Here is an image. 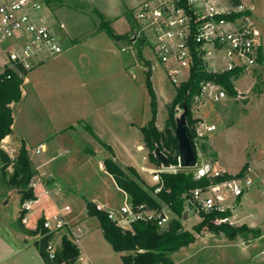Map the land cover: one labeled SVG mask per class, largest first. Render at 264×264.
Returning <instances> with one entry per match:
<instances>
[{
	"label": "rangeland",
	"instance_id": "1",
	"mask_svg": "<svg viewBox=\"0 0 264 264\" xmlns=\"http://www.w3.org/2000/svg\"><path fill=\"white\" fill-rule=\"evenodd\" d=\"M140 1L142 0H42L44 11L53 9L58 20L65 23V31L58 32L64 51L59 54L63 58L51 57L39 70L31 72L35 80L42 77L43 81L37 84L33 78H28L24 85L25 100L14 104L16 122L13 128L19 138L17 144L21 145V135L25 137L30 156L34 158L48 156L52 158L53 163H62L66 158L74 156V150L69 144L64 148L51 147L41 154L34 152V144L44 133H49L50 136L69 124L73 126L69 130L74 131V135L77 134L75 140L81 141V134L78 132H89V127L86 125L88 121L82 119L86 117L91 119L93 116L94 107L91 100L83 101L84 96L88 97L84 92L89 90V92L94 91L98 97L101 95L99 98L107 99V107L104 109H107L110 126L114 127L116 132L108 130L104 139L113 143L132 142L131 152L137 164L139 166L149 164L146 150H140L136 142L134 144L136 138L131 137L132 133L128 130L126 121L130 113L137 120L135 114L140 116L142 112L144 119L151 117V97L147 85L148 75L151 74L152 86L158 99L157 122L160 128H164L167 105L173 99L176 87L145 41L135 44L130 40L133 34V16L130 8ZM245 1L255 6L253 16L260 32L261 51L258 65L252 71L241 73L234 86L236 84L243 91L250 89L248 92L237 93L236 96L227 92L229 97L219 101L208 100L202 104L200 111L203 117L209 123L216 124L217 129L210 137L198 139L196 146L198 164L207 162L215 166L218 160L219 167L223 166L231 174L246 171L253 164L256 174L251 171L253 169L249 168V171L255 181L250 191L244 195L243 203L237 206L234 214L236 222L233 225L247 224L258 230V233L256 236L250 233L229 239L223 233L204 229L194 242L172 254L174 264L264 263V257L260 254L264 247V192H262L264 189V0ZM101 15H104V19L109 20L111 27L123 36L115 38L107 33V38H104L105 32L99 34ZM75 38L78 39L76 45L72 40ZM103 38L107 39V50L104 49ZM67 56L68 61H65ZM68 75H72L73 82L77 81L81 93L78 92L79 89L75 91L64 84ZM89 86L94 87L95 90H91ZM36 87L41 90L38 94ZM116 134L122 137H114ZM87 135L88 140L82 138V141L90 148L92 154H78V157H75L79 160L76 159L73 163L74 182L68 184L59 181L55 187H49L50 190L58 188L62 190L64 196L62 202L50 194L41 196L42 201L50 196L52 203L55 201L57 204V211L62 204L69 203L71 209L64 212L69 221L81 211L87 213L84 207L86 200L106 202L118 207L125 198V194L117 189L114 179L106 170L104 155L100 150L99 153L93 151L95 147L103 148L107 156L113 157L110 155L111 150L108 147H101L97 139ZM43 140L49 142V139ZM202 144H205V149L202 148ZM18 148L15 147L12 151L15 156ZM115 161L127 167L119 158ZM245 164L247 166H244ZM159 166L161 165H157ZM179 167L183 166L180 164ZM3 177L5 174L0 171V189L4 186ZM65 188L69 191L67 194ZM7 190L9 193L6 199L0 203L3 216L14 220L17 226H20L21 195L15 190ZM7 199L9 201L4 203ZM34 205L36 206L37 203ZM182 221L184 227L192 231L199 218L193 209H189L188 218ZM84 225L87 229L95 231L94 234L97 233L102 237L96 216L86 217ZM96 242L94 237L82 244L84 250L93 258L92 264H124L122 253L116 251L108 240L105 253L103 249L97 248Z\"/></svg>",
	"mask_w": 264,
	"mask_h": 264
},
{
	"label": "built area",
	"instance_id": "2",
	"mask_svg": "<svg viewBox=\"0 0 264 264\" xmlns=\"http://www.w3.org/2000/svg\"><path fill=\"white\" fill-rule=\"evenodd\" d=\"M254 10V4L245 0H142L132 10L133 34L130 40L135 44L145 41L175 87L189 79L198 61H202L206 70L213 73L252 71L258 65L261 51ZM58 25L61 29L65 28L62 21ZM0 46L4 54V57H0V76L7 78L11 77L12 70L29 72L43 60L57 56L64 50L58 33L44 11L42 0H0ZM226 96L227 90L219 82L211 79L201 82L200 92L192 98L197 140L217 128L216 124L209 123L199 114L200 106L208 100L219 101ZM1 147L12 157L15 156L12 154L14 149L4 141ZM44 151L45 143L34 148L37 154ZM193 168L195 178L207 176L210 181L189 192L188 215L189 209H193L199 221L204 218V214H215L212 219L214 223L233 225L239 200L250 191L255 181L250 167L243 173H230L228 177L227 171L214 168L207 162L198 164L197 161ZM176 170L174 165L167 167L162 163L148 170L154 181L151 184L155 186L154 193L164 188L161 173ZM44 173L41 170L36 173L30 185L34 187L36 178ZM124 193V202L118 207L95 202L96 208L104 211L124 231L134 233L136 222L156 223L165 228L175 218L168 205L157 208L145 202L134 203ZM36 199L22 202L24 223L28 222L29 212ZM57 200L62 202V198ZM70 209L71 205L65 203L53 215L43 218L45 234H52L46 244V252L51 260L56 259L64 235L78 243L84 233L82 224L66 218L64 212ZM57 235L60 241H57ZM260 254L264 257V247Z\"/></svg>",
	"mask_w": 264,
	"mask_h": 264
},
{
	"label": "trees",
	"instance_id": "3",
	"mask_svg": "<svg viewBox=\"0 0 264 264\" xmlns=\"http://www.w3.org/2000/svg\"><path fill=\"white\" fill-rule=\"evenodd\" d=\"M101 16L102 21L99 24V28H104L112 37L119 38L123 36L115 33L109 21L105 20L103 15ZM27 73L28 71L20 69L12 70L10 78L0 76V162L3 163L2 169L7 183L18 190L21 194L22 202L26 199L37 198L34 187L30 185L31 180L37 173L30 156V149L22 140L16 156L12 157L1 147V143L13 132L15 118L12 103L20 101L23 97V84ZM240 75L241 71L239 70L221 73L209 72L202 61L196 62L189 79L176 87V93L167 105V118L164 128H160L157 124L158 99L152 86L151 74L148 75L147 85L151 97L152 115L149 121L141 127L144 145L148 150V157L153 163L161 165V161L155 155V149L159 148L167 155L169 162L177 170L162 172L164 188L159 193H154L155 186L146 183L133 166L123 167L112 156L106 157L104 163L106 170L113 176L118 187L126 192L134 203L145 202L149 206L157 208L168 205L174 212L175 218L165 228L159 227L156 223L136 222L134 223L135 232L132 233L129 230L124 231L104 211L98 210L94 201L86 202L88 215L98 218L105 238L116 251L122 252L124 264H173L172 254L194 242L204 229L223 233L229 239H235L237 236L250 233L254 236L257 235L258 230L249 227L247 224L235 226L228 223H214L212 219L215 214H204V218L194 225L192 231L186 229L182 221L184 211L187 208L189 192L197 186L207 184L210 178L207 176L195 178L192 168L179 167V146L176 135L178 119L184 111V104L186 103L188 106L186 120L191 128L193 142L197 150L194 128L196 118L192 111V98L200 92L201 82L209 79L215 80L224 86L230 95L236 96L238 92L235 89L234 80ZM89 129L92 131L90 127ZM107 147L111 150L109 145ZM202 148H206L205 144H202ZM9 166L12 167L10 172L7 171ZM244 166H247V164ZM243 172L240 171V173ZM230 175V173H227L226 177ZM43 218L39 222L42 229ZM51 238V233H44L38 241L40 252L47 263H75L80 255V249L78 244L66 235L61 239L56 259L51 260L48 258L46 244Z\"/></svg>",
	"mask_w": 264,
	"mask_h": 264
},
{
	"label": "crops",
	"instance_id": "4",
	"mask_svg": "<svg viewBox=\"0 0 264 264\" xmlns=\"http://www.w3.org/2000/svg\"><path fill=\"white\" fill-rule=\"evenodd\" d=\"M139 3H137L136 5H133L130 8V13H132V10L134 9V7L137 6ZM46 13L49 16V20L52 23L53 28L55 29V32L61 33V31H65V28L64 29L59 28L58 23L61 21L58 20L56 13L53 9H48V11H46ZM113 29H114L115 33L122 35V33L116 31L115 28H113ZM98 32H99V34H103V32H105L106 36L104 35V38L105 37L107 38V31L104 28H99ZM72 40L74 42V45L78 44L77 43L78 39L75 38ZM106 40L104 42V49L105 50H107V41ZM261 43L262 42L260 40V44ZM105 52L107 53V51H105ZM0 57H4L3 51L1 50V46H0ZM54 57H55V59L56 58L57 59L63 58L61 55H57ZM49 58H51V57H49ZM49 58L43 60L41 63H39L37 66H35L32 70H30L27 73V75L25 76L24 84H23V97L21 98V100H25V94H24L25 83L28 81V78L29 79L33 78V75H31V72L33 70H36V69L39 70V68ZM67 58H68V56L65 57V61H68ZM33 80L37 84H40L43 81L42 77L37 78V80H35L33 78ZM235 81H236V79L234 80V82ZM72 82H73L72 75L71 76L68 75L64 84L66 86H70L72 89H75V91H78V89H79L78 92H80V87H79V84L77 83V81H74L73 83ZM86 82H88V81H86ZM61 84H62V82H61ZM94 84H95V82L93 81V85ZM89 87H91V90H95L94 87H92V86H89ZM235 87H236V90L238 93L248 92L250 89V88H248V89H246V91L240 90L236 86V84H235ZM39 91H41L40 88L36 87V92H37L36 94H38ZM84 94L87 95L88 97L84 96L83 101L89 102L91 100L90 102H92L94 108L92 111L93 116H91L92 120L89 117L83 118L82 120L86 119L88 121V123L86 125L88 127H90L92 129V131H90V129H89V132L87 131V133L79 131L78 133L81 134L80 135L81 141H76L75 139H76L77 134L74 135V133H73L74 131L69 130L70 127H73L72 124H69L68 126H63L59 130L53 132L50 136H49V133H44L41 136L42 138L34 144V147H36L40 143H45L46 144V151H48L51 147L64 148L65 146H67L69 144V146L74 150V156L66 158L62 163H59V162L53 163L52 158H50L48 156H43V157H39V158H34V156L33 157L31 156L32 161L34 163V166L37 170V173L40 170L44 171L45 173L43 175H41L40 178H38V177L36 178L37 184L34 186V191H35L37 199L33 202V209L29 212L28 222L24 223L22 220V216L24 214V211L22 210L21 206L19 207V216H20V222H21L20 226H17V224L15 223L14 220L4 218L3 211H2L3 209L0 206V264H48L47 261L45 260V258L42 256L40 249H39V246H38V241L41 239V237L45 233V230H43L42 227H40L39 222H40L41 218H43L45 216L49 217V216L53 215L57 211L56 210L57 204L55 201L52 203V199L50 198V196L46 197L44 201H42L41 196H47V194H50L52 196H55L56 200L59 198H62V200L64 199L62 190L60 188L50 190L49 187H55V185H58L59 181H62L61 183L66 182L68 184H72L74 182L75 173L73 170H75L74 169L75 166L73 165V163L76 161V159L79 160L78 158H75V157H78V154H87V153L92 154V151L90 150V148L86 147L84 142L82 141V138H84L85 140H88L89 136L87 134H89L91 137L97 139L98 143L101 147L107 148V144H108L111 147V154L110 155H113L114 160H117L119 158L122 162H124L125 166H133L134 168H136L138 170V172L141 174L142 178L146 181V183H148L149 185L154 183V181L152 180L151 174L148 170L153 169V168H157V164L153 163L148 157V150L144 145L143 134L141 131V127L143 125H145L151 117L148 119H144V114L142 112V113H140V116H139V114H135V117H138V120H137L136 118H133V116H132L133 114L130 113L129 118L126 121L128 130L132 133L131 137L134 136L136 138V140L133 141L134 144L136 142L137 148H139L140 150H146V152H147V158H148L149 164L147 166H144V165L139 166L135 160V156L131 152L132 142H129L127 144L125 143V141H121V143H118V142L113 143V142H108L107 140L104 139L105 134H107L108 130H110V132H116L114 127L110 126V122L108 120L109 117L107 115L108 114L107 109H104L105 107H107V99L106 98H99L101 95L98 97L94 91L89 92V90H86L84 92ZM226 97H229V96L227 95ZM20 101L12 103L13 114H14V104L19 103ZM201 106H200V108H201ZM199 114L203 117L201 111ZM14 118H15V116H14ZM15 122H16V119H15ZM210 123H212V122H210ZM157 124H158V122H157ZM75 132L77 133V131H75ZM212 134H213V132H210L205 137H210ZM21 137H22V140L27 145L26 138L23 137L22 135H21ZM114 137L121 138L122 136H119L116 134V136H114ZM45 138L49 139L48 143L44 142L43 139H45ZM18 140H19V138L16 136V133L14 132V128H13L12 134L9 137H7L4 140V142L8 147L15 150V147H20L17 144ZM27 147H28V145H27ZM99 150L101 151L100 153H102L104 155V158L108 157L107 154H105L103 152V148L99 149V148L95 147V149L93 151L95 153H99L98 152ZM46 151H44V152H46ZM219 164L220 163L218 162V160H216L215 166H213V167L218 168V169H223V170L228 172V170L226 168H224L223 166L219 167ZM101 166L103 168L102 163H101ZM256 166L257 165H255V167ZM2 167H3V163L1 162L0 163V171H3ZM249 167L251 169H253V164ZM11 170H12V167L9 166L7 168V171L10 172ZM251 171H254V173L256 174L255 169H253ZM110 176H112V175L110 174ZM112 178H113V176H112ZM2 180L4 182V186L0 189V199H1L0 203H2V201L6 199V196L9 193V191L7 189L15 190L18 192V190L14 186H11L10 184L7 183V179L5 177H3ZM116 186L120 192L125 194L124 191H122L118 187L117 184H116ZM65 192H66V194H67V192H69L67 188H65ZM18 194L21 195L19 192H18ZM243 200H244V196L241 197V199L239 200V205L243 203ZM8 201L9 200L7 199L4 203H7ZM86 202H87V200H86ZM96 202L104 204L106 206L113 207V206L107 204L106 202H100V201H96ZM34 203H37V205L35 206ZM84 207L86 208V204ZM88 216H89L88 213L81 211L79 214H76L71 219L72 222L80 223L84 227V233L82 234L79 242L77 243L79 246V249H80V255H79L78 259L76 260V262L71 263V264H92L93 258H91V255L88 252H86V250H84V248L82 247L83 246L82 244L84 241L86 243L89 240H92L94 237H96V240H97V242L95 244L97 246V248L103 249L104 253L107 252V239L105 238L103 231L100 227L99 220H98V228L100 229V231L102 233V237L100 235H97V233L94 234L93 232H95V231H92V230H89L86 228V226L84 225V222L86 220V217H88ZM56 239H57V241H60L59 235L56 236ZM261 264H264V263H261Z\"/></svg>",
	"mask_w": 264,
	"mask_h": 264
},
{
	"label": "water",
	"instance_id": "5",
	"mask_svg": "<svg viewBox=\"0 0 264 264\" xmlns=\"http://www.w3.org/2000/svg\"><path fill=\"white\" fill-rule=\"evenodd\" d=\"M187 112H188V106L185 103L184 111L181 113L178 119L176 135L178 137L180 164L183 167H193L197 164L198 154L195 144L193 142L191 128L187 124V120H186ZM155 155L164 166L169 167L171 165L167 155L159 148L155 149ZM187 218H188V211L185 210L183 214V219H187Z\"/></svg>",
	"mask_w": 264,
	"mask_h": 264
}]
</instances>
